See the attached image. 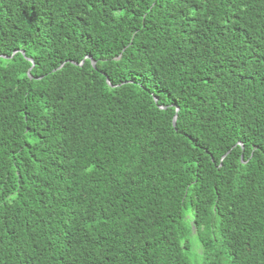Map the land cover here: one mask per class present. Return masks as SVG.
<instances>
[{
  "label": "trees",
  "instance_id": "16d2710c",
  "mask_svg": "<svg viewBox=\"0 0 264 264\" xmlns=\"http://www.w3.org/2000/svg\"><path fill=\"white\" fill-rule=\"evenodd\" d=\"M192 252L264 264V0H0V264Z\"/></svg>",
  "mask_w": 264,
  "mask_h": 264
},
{
  "label": "rangeland",
  "instance_id": "374dc122",
  "mask_svg": "<svg viewBox=\"0 0 264 264\" xmlns=\"http://www.w3.org/2000/svg\"><path fill=\"white\" fill-rule=\"evenodd\" d=\"M192 259L194 261V264H196V258H195V254L192 252Z\"/></svg>",
  "mask_w": 264,
  "mask_h": 264
},
{
  "label": "water",
  "instance_id": "95a60500",
  "mask_svg": "<svg viewBox=\"0 0 264 264\" xmlns=\"http://www.w3.org/2000/svg\"><path fill=\"white\" fill-rule=\"evenodd\" d=\"M30 61L33 63L32 59H30ZM94 66H95V63H94ZM173 124H174V126L176 125V117L174 118Z\"/></svg>",
  "mask_w": 264,
  "mask_h": 264
}]
</instances>
